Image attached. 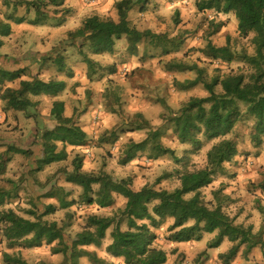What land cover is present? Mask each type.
Instances as JSON below:
<instances>
[{"label":"trees","instance_id":"16d2710c","mask_svg":"<svg viewBox=\"0 0 264 264\" xmlns=\"http://www.w3.org/2000/svg\"><path fill=\"white\" fill-rule=\"evenodd\" d=\"M104 1L90 6V13L82 15L76 13L73 8L75 4L71 6L69 0H0V49L4 43L7 45L6 41L13 35L14 28L27 25L43 34L44 29L48 30L50 26L62 28L71 21L76 27L72 33H62L63 40L70 38L69 47L60 45L62 37L52 42L54 51L58 52L53 53L51 58L40 59L39 56L32 64L13 61L11 70L0 64V104L3 113H21L26 119L34 120L37 128L43 131L38 134V160L34 159L37 153L32 147L10 148L5 154L8 156L14 152L25 157L26 179H30L33 173L67 162L70 157L68 148H73V154L89 143L88 135L79 126L73 125V118L63 124L56 122L66 111L60 95L68 84L56 79L63 75L75 79L70 66L72 57L86 65L87 78L91 82L96 78V81L108 77L111 80L118 75L117 65L103 67L97 58L116 56L122 41H126L128 55L140 60H155L180 53L187 43L183 37H170L166 33L131 27V13L139 7L140 13H145L158 0H116V22L105 21L98 15ZM196 7L204 15L216 11L219 16H234L238 22L240 40H250L254 51H237L231 38L227 39L225 46L214 47L212 38L220 34L226 24L222 20L207 21V32L203 34L205 58L218 67H231L234 63L243 67L222 78L220 75L210 76L206 68L183 59H173L167 63L164 68L169 74L191 73L196 76L194 80L178 83L177 91L190 92L201 88L206 95L192 97L177 112H173L165 100H160L159 103L167 111L162 116L165 130H149L143 142L130 144L121 165H128L144 153H147L149 162L172 156L178 164H182L183 160L176 156L175 151L165 147L162 142L170 130L181 146L189 148L187 155H195L206 145L214 144L207 155V168L197 173L183 171L180 176L182 188L174 194H168L156 186L134 191L131 179L115 181L104 174L84 172V158L77 154L73 159L74 171L67 175L66 182L82 190L78 199L54 187L45 196L39 195L29 201L33 206L30 210L21 211V216L14 210L5 209L8 203L19 199L17 189L8 190L0 186V244L5 245L7 250L21 252L46 246L52 247L54 257L63 256L65 264H81L85 259L91 264H107L87 249H101L109 238L107 255L121 260L123 264H167L168 255L155 247L158 236L152 229L156 231L169 219L173 221L168 229L171 244L199 243L205 235L215 234L217 236L208 245V250L219 249L225 241L232 244L229 252L220 256L222 264H230L241 248L244 249L242 256L246 258L259 246L264 248V232L256 234L253 227L238 226L236 219L226 213L220 192L214 193L215 201H206L202 193L214 185V176L222 173L226 165L232 164L237 157L249 154L240 129L244 119L243 108L257 120L251 134L254 143L264 141V0H198ZM179 20L180 13L175 12L176 25H179ZM30 33L24 35L27 34V37ZM24 35L19 40L20 46L24 41L27 44L28 40L33 48L34 39H25ZM45 73L54 74L56 78L43 80ZM17 82L20 85L18 89L7 87ZM46 101L51 102L49 117L37 112L38 107ZM136 118L139 120L137 125H142L143 117L137 115ZM117 141L115 130L105 133L99 142L116 144ZM4 161V164L0 163V179L5 174L8 162ZM29 183L35 188L38 184L32 180ZM95 185L100 186L98 193L93 189ZM261 188L264 191V185ZM119 197L126 200L121 214L127 222V231H122L120 224L114 220L91 216L85 229L72 237L69 233L72 216L67 215V224L65 221L60 224L45 221L47 217L77 205L108 210L114 207ZM42 198L52 202L44 207V213H39L36 204L42 202ZM16 253L4 252L3 264H28L20 253ZM207 253L200 255L195 263L203 264L207 260Z\"/></svg>","mask_w":264,"mask_h":264},{"label":"rangeland","instance_id":"374dc122","mask_svg":"<svg viewBox=\"0 0 264 264\" xmlns=\"http://www.w3.org/2000/svg\"><path fill=\"white\" fill-rule=\"evenodd\" d=\"M115 1L106 0L103 2V7L101 8V11L105 9L103 20L108 22L117 21L114 7ZM197 1L158 0L145 13H140V7L131 13L130 25L134 29H150L154 33H166L170 37L187 39V43L180 53L163 56L155 60H140L128 55L126 41H122L119 43L116 56L97 58L103 67L117 65L118 75L112 77L111 80L108 77L96 81V78L95 81L91 82L88 78L68 79L65 75L57 77L66 80L68 84L65 91L60 95L61 101L65 103L67 108L64 115L56 122L63 124V122L71 119L73 115V125L79 126L88 135L89 139L88 145L81 151H75L72 154L73 148L67 149L70 154L67 162L49 167L40 173H33L30 179H26L25 175L28 171L26 170L27 160L25 157L14 152H10L8 156L5 154L10 148L32 147L37 153L34 159L38 160L40 157L39 150H37V147H39L38 134L43 133V131L37 128L34 120L26 119L21 113L9 111L7 115L4 114L2 111L3 106L0 104V163L4 164V160L8 161L5 174L0 179V186L8 190L16 188L19 197L17 201L8 203L5 207L6 210H14L23 216L21 211L30 210L33 206L29 201H33L39 195L41 197L45 196L54 187L61 188L65 193H71L74 199H78L82 194V190L66 182L67 175L74 171L73 159L77 154L84 158L82 165L84 172L96 175L104 174L115 181L131 179L134 191H141L146 187L152 188L156 186L168 194H174L182 188L180 176L183 171L187 170L190 173H197L207 168V155L214 144L206 145L195 155H187L186 152L189 151V148L181 146L170 130H168L169 132L167 131L168 134L165 135L162 142L165 147L175 151L176 156L183 160L182 164H178L172 156L149 162L147 153H144L128 165H121V161L125 158V152L130 144L143 142L147 138L149 130H165L162 116L167 114V111L159 103L160 100H165L167 106L173 112H177L182 107V104L192 97H203L206 95L201 88L190 92L177 91L178 83L194 80L196 76L191 73L169 74L167 69L164 68L167 63L173 59H183L206 68L210 76L220 75L222 78L236 73L243 67L239 63H234L231 67H218L210 64L205 58L203 34L207 32V21L216 22L217 20H222L226 24L225 29L212 38L211 42L214 47L225 46L227 39L231 38L232 45L237 51H247L248 53H253L254 51L250 40H240L238 22L234 16H219L216 11H210L204 15L198 11L196 7ZM69 2L71 6L75 4L74 10L80 7V3L84 5L81 0H69ZM84 6L86 8H82L83 11H80L82 15L90 13L89 10L91 9H89V5L85 4ZM175 12L180 13L179 25L174 22ZM100 13L98 12V15ZM74 25L71 21L62 28H56V26L52 28L50 26L48 30L44 29L43 34L40 32L32 34L30 38L34 39V46L31 50V41L27 40V44L24 41L22 46L18 42L26 33L24 29L30 30L32 28L27 25L23 26L24 28H16L14 39L11 38L9 40V46H5L4 43L5 47L3 46L0 51H5L9 55H11L13 47L14 51H18V53H21V51H41L43 49L44 51H54L53 43L49 38H52L55 42V39L58 40L61 37L62 42L60 45L66 44L63 47H69L68 43L71 40L70 38L63 40L64 35L62 33L74 32L76 29ZM26 35H24V38ZM12 40L13 47H11ZM11 58L16 61L14 57ZM123 62L127 64L121 65L120 63ZM71 65L72 60L70 61ZM42 78L50 81L56 77H54V74L45 73ZM7 87L18 89L20 85L17 82L9 84ZM50 111V101L44 102L37 109V112L45 117L50 116ZM243 113L244 119L240 129L245 136L249 154L244 157H237L232 164L226 165L222 173L218 172L214 176V185L202 193L206 201H215L214 193L216 191L220 192L219 195L225 211L227 214L232 215L231 218L236 219L233 216L234 214H242L244 216L246 213L252 212L250 217L245 219L244 223H241L242 225H237L249 228L253 223L254 226L261 227L260 231L264 232V191L261 188L264 185V141L254 143L251 134L257 120L246 108H243ZM137 115L143 117L142 125H137L139 121L136 118ZM4 117H7L6 121ZM115 130L118 134L116 144H100L99 141L105 133ZM31 180L34 183H38L36 188L30 186L29 182ZM93 189L95 193H98L100 186L95 185ZM51 202V200L42 198V202L36 204L37 211L44 213V207ZM125 206L126 200L119 197L114 207L108 210H102L97 206L84 207L77 205L70 210L60 211L49 216L45 221L50 224H60L65 221L67 224V215L72 216V227L69 231L72 237L85 229L87 220L91 216L114 220L115 223L120 224L122 231H127V222L121 214ZM236 222H238L237 219ZM172 224L173 221L169 219L156 231L152 229L158 236L155 247L167 253V264H187L186 254L179 253L175 244H171L168 241V237H170L168 229ZM209 238L210 236L207 235L201 243L192 244L191 242L177 245L188 248L194 246L195 249L189 250V254L195 255L199 251H205L208 243L215 240V238L213 240ZM109 244L110 239L108 238L101 249L92 247L87 250L96 254L101 261L107 264H123L121 260L112 259L107 255L106 248ZM232 247L233 245L231 244L228 249L230 250ZM51 249L52 247L45 246L41 249L19 252L17 250L9 251L5 245L0 244V264H3L2 254L4 252L9 254L18 252L28 264H65L63 256L54 257ZM223 249L227 248L224 247ZM243 251V248L239 250L238 256L241 259L234 261L244 260ZM175 255L178 257L174 258L173 256ZM195 261L196 259L193 262H189L190 264H196ZM206 263H218L216 253L212 252L210 259L208 258ZM81 264L91 263L85 259Z\"/></svg>","mask_w":264,"mask_h":264},{"label":"crops","instance_id":"0c3cea01","mask_svg":"<svg viewBox=\"0 0 264 264\" xmlns=\"http://www.w3.org/2000/svg\"><path fill=\"white\" fill-rule=\"evenodd\" d=\"M82 8H86V6L84 7V5L80 3V7H78L76 9V13L77 12L80 13V11H83ZM104 10L103 11H100L101 13L99 14L102 17L105 16V15H103L104 14ZM74 13H75V11H74ZM21 27H23V26H21ZM15 29L16 28H14L13 35L11 36L12 39H14ZM24 31L26 33L27 32H31L27 36L28 38L30 36H32L31 34H33L34 32L36 34L38 33V31H34L33 29H30L29 30L27 28L24 29ZM27 37H25V39ZM49 39L51 40V42H53L52 38H49ZM9 40L6 41L7 42L6 43L7 46H9ZM11 47H13V40H12V46ZM31 48L32 47H30V49ZM55 52H58V51H44V49H43L41 51H21V53H18V51H14V47H13V51H11V55L6 54L5 51H0V64H3L6 68H8V69L11 70V67H12V64H13V60H12L13 58H11V57H14L16 59V62L17 63L32 64L36 60H38L37 58L39 56H40V59L51 58L52 54L55 53ZM17 54H19V55H17ZM5 57H8V58L6 59ZM71 60H72V71H74V74H75L74 78L75 79L87 78V71H86L87 70V67H86V65L83 64L82 61H77L76 59L74 60V58L70 59V61ZM56 80L57 81H64V82L67 83L66 80L61 79V78H57ZM66 108H67V106H66ZM72 116H71V118H72ZM4 119L6 121V117H4ZM233 199H234V197H233ZM250 214H252V212H249V214L246 213L245 214L246 216L245 215L242 216V214H238L239 216L237 214H234L233 216L238 220V222H236V224L242 225L241 223H244L245 219H247V218L250 217ZM230 217H232V215H230ZM250 227H253L254 228V233H256V234L262 229L261 227L259 228L257 226H254L253 223L251 224ZM206 236L207 235L204 236V238H203V240L201 242L204 241V239L206 238ZM209 236H210L209 239L213 240V238H216L217 234H215V235H209ZM262 240H263V244H264V237H263ZM201 242H199V243H201ZM212 242L213 241L209 242L208 245L210 243H212ZM195 243L196 242H192V244H195ZM208 245H207V249L205 251H203V250L202 251H199V252H197L198 254H195V255L189 254V250L195 249L194 246H190L188 248V247H181V245L175 244V247L179 250V253L186 254V256H187V264H190L189 261L193 262L194 259H197L200 255H202L205 252H208L207 253L208 254V257H207V260L203 264H207L206 262L208 261V258L210 259L212 252L216 253V259H218V263H216V264H222L221 263V260H220V256L227 254V252L229 250L228 249V246H230L231 244L228 241H225L223 243V245L219 249H216V250H214V249L213 250H208ZM224 247H226L227 249H223ZM223 250H226V251H223ZM242 255H243V252H242ZM173 257L174 258H177L178 256L175 255ZM237 257L234 260L241 259V258H239L238 255H237ZM243 259L244 260H241V261L240 260H237V261L232 260L230 264H264V248H262L261 246H259L258 248L254 249L253 252L247 258L244 257Z\"/></svg>","mask_w":264,"mask_h":264},{"label":"built area","instance_id":"2783aa9c","mask_svg":"<svg viewBox=\"0 0 264 264\" xmlns=\"http://www.w3.org/2000/svg\"><path fill=\"white\" fill-rule=\"evenodd\" d=\"M84 4L93 6L96 5L100 0H82Z\"/></svg>","mask_w":264,"mask_h":264}]
</instances>
